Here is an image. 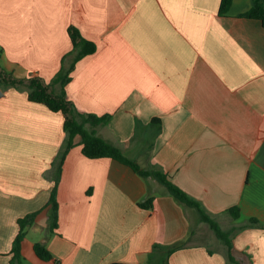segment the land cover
Returning a JSON list of instances; mask_svg holds the SVG:
<instances>
[{
  "label": "crops",
  "instance_id": "crops-1",
  "mask_svg": "<svg viewBox=\"0 0 264 264\" xmlns=\"http://www.w3.org/2000/svg\"><path fill=\"white\" fill-rule=\"evenodd\" d=\"M255 1L233 0L220 15L222 0H0L2 65L51 81L78 27L98 50L77 63L68 97L110 114L99 135L201 203L231 232L242 264H264V25L243 17ZM0 88V264H11L19 219L38 211L27 231L54 259H40L27 234L22 254L33 264H229L218 237L223 249L201 240L210 226L195 209L118 160L86 157L79 143L63 165L52 233L64 115ZM150 195L153 207H142ZM254 219L260 227L243 228Z\"/></svg>",
  "mask_w": 264,
  "mask_h": 264
},
{
  "label": "trees",
  "instance_id": "trees-1",
  "mask_svg": "<svg viewBox=\"0 0 264 264\" xmlns=\"http://www.w3.org/2000/svg\"><path fill=\"white\" fill-rule=\"evenodd\" d=\"M232 2L233 0H222L219 11L220 15L228 14ZM243 17L260 20L264 25V0H256L255 5L248 12L244 13ZM68 32L73 43V49L63 57L62 67L51 81L35 73H30L23 78L16 76L2 65L3 48L0 47V86L4 89L15 88L26 91L31 101L44 104L53 112H61L65 118L64 129L66 137L54 161L55 186L47 204L52 209L50 225L52 233L58 227L59 205L57 193L63 165L70 150L79 143L82 145L84 155L88 158H112L130 166L142 178L152 177L156 179L166 189L168 195L174 197L184 207L195 209L202 222L210 226L218 239L227 246L226 256L229 264H242L233 254L234 247L231 240V232L224 231L201 203L174 183L161 167L158 165L156 167L142 166L137 160L127 156L119 146L108 142L99 135L98 128L110 122L112 118L110 114L99 116L94 113L82 112L68 97L66 87L72 80V73L76 69L77 63L81 59L95 54L98 50L97 44L85 38L78 27L70 26ZM153 122L161 123V120L154 118ZM77 138H80L79 142ZM154 198V195H150L140 205L150 209L153 207ZM231 212L235 217L239 216V209L237 207L231 209ZM38 214L39 211L19 219L20 231L13 243L11 264H24V256L22 254L23 242L28 234V226L35 223ZM249 226L260 227V224L257 219H254L250 225L248 224L243 228ZM186 245L187 241H180L174 244L170 248V254L185 248ZM34 250L37 256L44 261L54 259V255L50 249L41 242L35 243ZM210 253L213 252L210 250Z\"/></svg>",
  "mask_w": 264,
  "mask_h": 264
},
{
  "label": "rangeland",
  "instance_id": "rangeland-1",
  "mask_svg": "<svg viewBox=\"0 0 264 264\" xmlns=\"http://www.w3.org/2000/svg\"><path fill=\"white\" fill-rule=\"evenodd\" d=\"M203 230L205 231V234H204L205 237L203 236L201 240H204L206 243L210 244L211 247H213V248H222V249L224 248L223 245L219 246L220 244L217 246V244L220 242L217 239L216 234L207 225L204 224ZM208 233H209V236H208ZM40 235L41 234H38V233H35L34 231L28 230V237L35 243L39 242ZM24 264H33V263L31 260L25 259Z\"/></svg>",
  "mask_w": 264,
  "mask_h": 264
},
{
  "label": "water",
  "instance_id": "water-1",
  "mask_svg": "<svg viewBox=\"0 0 264 264\" xmlns=\"http://www.w3.org/2000/svg\"><path fill=\"white\" fill-rule=\"evenodd\" d=\"M4 94L3 90L0 88V96Z\"/></svg>",
  "mask_w": 264,
  "mask_h": 264
}]
</instances>
